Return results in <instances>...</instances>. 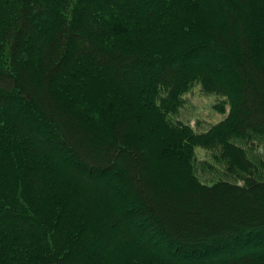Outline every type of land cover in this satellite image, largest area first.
Returning a JSON list of instances; mask_svg holds the SVG:
<instances>
[{
	"label": "trees",
	"instance_id": "trees-1",
	"mask_svg": "<svg viewBox=\"0 0 264 264\" xmlns=\"http://www.w3.org/2000/svg\"><path fill=\"white\" fill-rule=\"evenodd\" d=\"M263 141L264 0H0V264H264Z\"/></svg>",
	"mask_w": 264,
	"mask_h": 264
},
{
	"label": "rangeland",
	"instance_id": "rangeland-1",
	"mask_svg": "<svg viewBox=\"0 0 264 264\" xmlns=\"http://www.w3.org/2000/svg\"><path fill=\"white\" fill-rule=\"evenodd\" d=\"M183 99V105L178 110V113L172 116V120L189 124L197 132L207 130L212 124L217 123L224 116L214 107L221 97L214 94H206L201 90L199 84H194L190 91L183 95ZM245 146L248 148L251 158L255 159L256 162L262 161L264 164V141L261 143L255 142L247 144ZM195 153L197 159L196 173L202 182L209 184L217 179L235 180L232 176L224 172L222 163L214 161L212 150L197 147ZM204 162L210 163L212 168H208ZM260 170L264 177V171L262 168ZM237 182L241 184L240 180H237Z\"/></svg>",
	"mask_w": 264,
	"mask_h": 264
}]
</instances>
